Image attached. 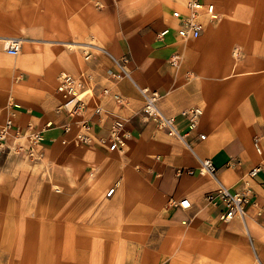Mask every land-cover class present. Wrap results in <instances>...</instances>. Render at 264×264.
<instances>
[{
	"label": "crops",
	"instance_id": "0c3cea01",
	"mask_svg": "<svg viewBox=\"0 0 264 264\" xmlns=\"http://www.w3.org/2000/svg\"><path fill=\"white\" fill-rule=\"evenodd\" d=\"M210 1L216 8L214 0ZM177 6L178 3H174L173 8ZM171 11L162 24L151 25L146 33H127L126 28L135 22L123 20L119 24L123 32L118 35L117 24L109 20L107 23L112 29L103 41L104 48L99 47L106 53L92 54L86 61L70 54L72 52L64 48L65 42L29 41L38 45L28 57L30 61L32 58L38 60V71L27 73L26 68L21 69L25 77L20 82L10 79V74L15 73L0 72L5 76L0 82V124L8 116L22 128L28 124L36 129L47 123L63 124L66 119L55 112L62 101L56 88L58 74L65 71L92 75L96 97L89 98L84 116L93 127V142L80 148L72 146L74 184L100 189L102 196L114 187L116 197L123 196L125 203L137 205L138 209L133 208L127 216L133 221V227L138 229L142 219L154 220L155 226L160 227L156 230L163 233L167 249L171 251L200 249L199 244L221 250L247 251L249 239L258 264H264V98L261 95L252 97V86L236 79L222 82V77L230 76L231 69L222 70L219 57L212 51V44L220 41V35L201 34L199 44L209 43L210 46L197 52L189 45L193 40L182 42L175 31L158 39V32L174 25ZM208 21H204V27ZM13 38L20 39L21 45L26 42L23 37L0 36L4 43ZM51 45H55L53 52L45 50ZM234 53L238 55L237 51ZM174 54L184 57L179 67L170 64ZM122 56L130 59L132 80L114 81L110 77L117 70L113 58ZM205 59L212 65L206 66ZM190 75L193 77L189 78ZM136 84L160 93L158 106L165 115L175 117L179 132L187 134L184 141L158 129L152 120L143 119V99ZM36 85L38 91L33 92ZM102 88L119 94L121 103L111 94L98 96ZM34 94L38 95L36 101ZM94 105L101 106L100 114L95 113ZM195 107L203 113L196 127L190 130L182 113ZM113 124H121L130 135L121 150L110 151L107 143L100 141L109 137ZM200 134L205 138L201 139ZM256 134L262 137L261 154L252 145ZM44 137L45 159L51 150H62V139L73 144L72 136L64 135L58 127L45 131ZM202 159L212 160L216 168L214 177L202 176L197 171L192 175L177 174L178 169H197ZM257 165H261V170L248 182L251 197L244 218L222 222L223 205L207 202L206 193L219 184L237 187ZM74 168H78L79 174ZM184 198L191 202L190 208L184 210L173 205ZM139 204L148 209H140Z\"/></svg>",
	"mask_w": 264,
	"mask_h": 264
},
{
	"label": "rangeland",
	"instance_id": "374dc122",
	"mask_svg": "<svg viewBox=\"0 0 264 264\" xmlns=\"http://www.w3.org/2000/svg\"><path fill=\"white\" fill-rule=\"evenodd\" d=\"M177 2L0 0V36L26 40L16 56L5 52L0 40V72L15 73L10 74V79L20 82L25 77L21 69L26 68L27 73L38 71V60L28 59L30 52L38 48L37 44L28 43L31 40L65 42L64 48L70 54L86 61V53L90 57L104 53L97 47L104 48L103 41L112 29L109 20L117 24L118 35L123 32L119 25L123 20L135 22L126 28L127 33H146L151 25L162 24ZM214 2L217 18L205 22L202 34L221 36L219 42L212 44V51L219 57L222 70L231 69L230 76L222 77V82L236 79L252 86V97L264 98V0ZM200 39L189 43L194 52L210 46L199 44ZM68 43L75 46L70 48ZM54 46L45 50L53 52ZM183 61L182 56L176 67ZM205 64L212 65L209 59H205ZM4 78L0 75V82ZM36 89L37 85L33 92ZM34 95L36 101L38 95ZM62 144V150H51L46 159L43 152L38 160L14 153L0 157V264H258L249 239L247 251L200 244V249H167V241L156 230L160 227L155 226L154 220L142 219L138 229L133 227L127 216L133 208L138 209L136 204L125 203L124 197H116L115 193L102 196L100 189L75 185L72 146L81 145ZM74 170L79 174L78 168ZM138 207L148 209L144 204Z\"/></svg>",
	"mask_w": 264,
	"mask_h": 264
},
{
	"label": "built area",
	"instance_id": "2783aa9c",
	"mask_svg": "<svg viewBox=\"0 0 264 264\" xmlns=\"http://www.w3.org/2000/svg\"><path fill=\"white\" fill-rule=\"evenodd\" d=\"M178 6L171 11V19L174 21L173 26L165 27L161 32H158V39H162L171 31H175L176 36L182 42H188L198 39L204 29L205 20H214L217 18L215 4L210 0H179ZM21 45L18 41H9L4 43L3 48L9 55L16 56L20 50ZM102 51V50H101ZM104 52V51H102ZM106 53V52H104ZM90 54L86 53L85 58L89 59ZM181 56L174 54L170 58V64L176 66L179 64ZM114 65L117 70L110 74L114 81L127 78L132 80L130 59L127 56L120 58H113ZM93 77L84 72L79 74H69L62 72L58 76L57 91L61 96V103L55 108L58 115L64 116L65 122L61 125H54L47 123L43 128L36 129L33 125L28 124L22 128L16 125L13 118L6 117L2 124H0V157L11 153L17 156H22L29 160H38L42 156V147L45 140L44 132L58 127L64 135H71L73 142L81 146L91 145L93 140L91 137L92 125L89 123L84 114L89 103V98L93 99L96 94L92 90ZM136 87L142 96L143 106L141 114L143 119L152 120L158 129L166 130L168 135L179 138L184 141L187 134H181L179 128L175 123V117L167 116L161 111L158 102L161 98L160 93L149 87ZM110 95L108 88H102L98 96ZM113 99L121 103L122 98L119 94H111ZM100 105H94L96 114H100ZM202 110L198 107L190 108L189 111H184L182 116L188 121L190 130L197 125L198 119L202 114ZM129 133L123 128L121 124H113L109 130V137L107 139H100L106 142L110 151L121 150L124 147L125 141L129 138ZM200 138L204 139L205 135L200 134ZM62 143L68 140L62 139ZM262 137L254 135L252 138V145L258 154L262 153L261 145ZM199 167L197 169H178L177 174L181 175L197 173L203 175L215 176L216 168L211 159L199 160ZM261 170V165L253 167L245 175V178L239 182L237 187H228L219 184L215 190H212L205 195L207 202L213 205H223V212L220 220L224 223L232 221L234 218H244L246 205L250 201L251 189L248 186L249 180ZM115 188L112 187L106 193L107 196L114 194ZM174 206L180 209H188L191 202L184 198Z\"/></svg>",
	"mask_w": 264,
	"mask_h": 264
},
{
	"label": "bare ground",
	"instance_id": "6f19581e",
	"mask_svg": "<svg viewBox=\"0 0 264 264\" xmlns=\"http://www.w3.org/2000/svg\"><path fill=\"white\" fill-rule=\"evenodd\" d=\"M9 41H18L19 43H20V45H21V40L20 39H18V38H13V40L12 39H10ZM9 41H5V43H7V42H9ZM75 43H73V44H68V46L70 47V48H72L73 46H75L74 45ZM91 44V43H90ZM98 49H100V50H102L101 48H99V47H97ZM103 51V50H102ZM241 219V218H240ZM243 219V218H242Z\"/></svg>",
	"mask_w": 264,
	"mask_h": 264
}]
</instances>
